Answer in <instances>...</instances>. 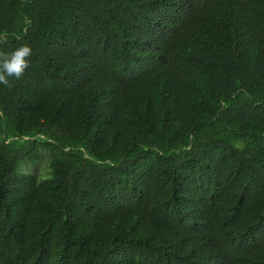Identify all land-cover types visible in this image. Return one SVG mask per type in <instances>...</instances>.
<instances>
[{"label":"trees","instance_id":"16d2710c","mask_svg":"<svg viewBox=\"0 0 264 264\" xmlns=\"http://www.w3.org/2000/svg\"><path fill=\"white\" fill-rule=\"evenodd\" d=\"M25 44L0 264H264V0H0Z\"/></svg>","mask_w":264,"mask_h":264},{"label":"clouds","instance_id":"9594fccd","mask_svg":"<svg viewBox=\"0 0 264 264\" xmlns=\"http://www.w3.org/2000/svg\"><path fill=\"white\" fill-rule=\"evenodd\" d=\"M31 53L30 46L26 44L11 53L0 52V84L9 85V77L20 79L30 66Z\"/></svg>","mask_w":264,"mask_h":264},{"label":"rangeland","instance_id":"374dc122","mask_svg":"<svg viewBox=\"0 0 264 264\" xmlns=\"http://www.w3.org/2000/svg\"><path fill=\"white\" fill-rule=\"evenodd\" d=\"M36 163L37 162L31 163L33 165L31 164L24 165L23 168L27 169V171H36L40 176L46 175L48 172L46 157H43L37 164Z\"/></svg>","mask_w":264,"mask_h":264}]
</instances>
